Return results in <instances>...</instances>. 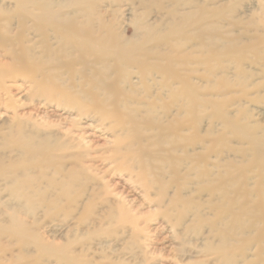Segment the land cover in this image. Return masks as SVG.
<instances>
[{
	"label": "bare ground",
	"instance_id": "bare-ground-1",
	"mask_svg": "<svg viewBox=\"0 0 264 264\" xmlns=\"http://www.w3.org/2000/svg\"><path fill=\"white\" fill-rule=\"evenodd\" d=\"M236 12L223 0H0V97L13 107L0 118V239L97 264L76 250L81 236L135 240L147 224L111 197L116 173L180 252L192 234L205 264H264V128L250 109L264 106L250 93L264 90V35L238 34ZM23 259L0 246V264Z\"/></svg>",
	"mask_w": 264,
	"mask_h": 264
},
{
	"label": "rangeland",
	"instance_id": "rangeland-1",
	"mask_svg": "<svg viewBox=\"0 0 264 264\" xmlns=\"http://www.w3.org/2000/svg\"><path fill=\"white\" fill-rule=\"evenodd\" d=\"M196 1H204V0H196ZM223 3L225 6H229L232 9H236L237 19L245 23V24H241L238 27L239 28V30H237L239 31L238 34H241L240 32H242V30L248 29L250 31V37L256 38V37H261L264 35V0H223ZM252 68L255 71H257L258 69L257 66H252ZM8 85H11V86L13 85L12 87L14 86L21 87L22 91L21 92L19 91V93L18 91L12 90V95L14 96L13 101H15L17 104H23V102L25 103L24 97L26 95V90H24V87H23L24 85L21 82H17L16 85L15 84H8ZM250 93H252L251 95L252 97L255 96L256 98H258L257 96L260 95L262 103H264V90H262L261 93H255V94H253V92H250ZM1 101L3 103L2 104L3 106L2 105L0 106V118L10 119L13 116V107L11 105L8 106L6 97H2ZM255 105L257 106L256 108H253L252 106L250 107V109L253 110V116H254L253 120H255L258 123H261L260 124L261 127L264 128V113L263 114L260 113L261 111L264 112V106L260 107L262 106V104H255ZM26 111L27 110L24 109L22 112H26ZM63 115H62V118H66V115L65 114ZM206 124L208 125L207 121L204 120V124H203L204 128L207 127ZM87 125H89V127H87ZM82 126L85 128L87 127L88 129L87 134L89 133L87 137H88V140H90L91 142L94 141L93 145L100 146L103 144V142H105V140H107V139H104V137L96 139V137L98 136V133L94 135L93 131L91 132L89 130V128L92 127L90 122L86 123V125L82 124ZM233 142L234 140L232 139L229 140L228 142L229 147L230 146L236 147L237 144ZM99 154L100 153H96L94 156L97 157L99 156ZM110 178H107V180H111L110 181L111 185H114L113 188L111 187V189L109 190L110 194L114 193V194H111L112 195L111 197L114 198L115 195L117 196L122 195V197L126 199V203H130L134 206L133 210L137 208L136 212H138V215H139V216L136 215L137 218L139 220L146 221L147 223V224L142 223V226H141L144 228L145 231L141 235V237L139 238L137 237V239L135 240H132L130 238V234L128 232H126L123 237H120L117 235L113 236V235L104 234L101 236L102 238H94L90 242H86L85 239L81 236V240L78 244V248H76L77 251L83 250L82 248H86L88 251L92 249L88 252L90 255L89 258L93 259L92 261L94 263L98 262L97 264H115V263L116 264H142L141 262H143V260L147 258L149 260L150 259L154 260V262H151L152 264H188V263L189 264H205V261L211 259L210 257H205L201 254V250H200L201 243L197 241L195 239L196 237L192 234L186 237L185 239L186 244L182 246L184 252L183 253L180 252V249H182L179 246L180 242L172 237V232L170 231L168 227L169 225L163 223V220L158 216V211L155 208H153L152 206L143 204V202L146 203V201L142 197L141 192L139 190H132V191L127 190L126 191L127 193L125 192L121 194L120 190L122 189L120 188V182L121 180L122 181H126V180L116 173L114 175H110ZM126 184L130 185V188H132V185L130 182H126ZM113 190L115 191L113 192ZM204 199H208V198L205 197ZM139 206L140 208H138ZM148 214H151V216H149ZM0 220H4V215H0ZM43 220L39 222V227H40L39 234L41 237L49 240L50 238L46 235V232H45V225L47 224V222L46 220L44 221ZM52 224H55V223H52ZM146 226L148 229H145ZM207 229L208 227L205 229V232L207 231ZM105 230L107 231V229ZM48 235L51 236V233H49ZM128 238L131 240H129ZM127 239L128 241H126ZM56 242L61 243V240L59 237L55 239V243ZM128 243H130V245ZM83 244L85 246H83ZM132 245L134 247H132ZM0 246H3L9 249V252L11 253L13 257H18V255H23L24 259L21 260L18 264H24V263L60 264L56 260V257L51 256V255L40 254V259H39L37 257V253L35 252L33 248H29L25 252H22L16 245L15 241L8 237H2L0 239ZM149 253H150V256H148ZM135 259L136 261H134Z\"/></svg>",
	"mask_w": 264,
	"mask_h": 264
}]
</instances>
